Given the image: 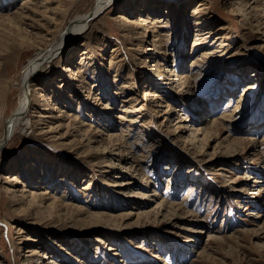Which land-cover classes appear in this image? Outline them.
I'll list each match as a JSON object with an SVG mask.
<instances>
[{
    "label": "rangeland",
    "instance_id": "obj_1",
    "mask_svg": "<svg viewBox=\"0 0 264 264\" xmlns=\"http://www.w3.org/2000/svg\"><path fill=\"white\" fill-rule=\"evenodd\" d=\"M23 1L0 0V132L21 96L23 68L44 53L38 41L42 27H50L40 17L36 22L41 28L23 23L14 13ZM97 1L53 0L51 6L60 5L57 18L66 20L53 44ZM262 3L116 0L79 37L50 49L31 78L38 90L0 145V264H264ZM155 7V12L161 10L156 16L171 24L160 28L163 23H155L161 35L171 37L165 59V48L155 56L163 66L185 72L190 91L182 86L178 90L174 76H151L155 59L149 51H137L141 40L130 41V32L118 19L127 14L137 20L141 9ZM195 8H203L198 14L203 26L195 24ZM219 27L224 28L220 33ZM208 29L218 36L207 37L198 51L192 50L197 31L204 37ZM223 38L227 41L221 45ZM147 39L150 43L144 45L150 47L152 36ZM99 42L104 45V68L116 54L128 65L122 67L120 81L130 71L139 77L135 96L144 109L129 115L136 117L133 124L116 118L127 93L118 89L120 82L112 83V69L111 90L121 93L111 99L94 98L97 88L88 94L90 83L80 87L71 79L70 101H57L66 113L51 111L42 100L63 78L65 67L76 66L81 50ZM113 46L118 50L112 53ZM204 51L221 57L205 58ZM226 58L233 63L224 68ZM82 69L90 82L91 70L85 63ZM144 89L161 99L142 100ZM235 104L238 109L227 116ZM41 112L47 117L39 118ZM51 124L56 130H49ZM69 125L94 137L88 142L73 130L62 137ZM194 131L198 133L191 139ZM105 146H110L115 166L104 162L110 154L103 157L96 151ZM34 169L45 172L38 174L39 182L29 177ZM12 177L20 183L8 182ZM45 190L56 200L53 207H48V198L40 206L27 205L28 191ZM32 248L35 254L30 255L27 249Z\"/></svg>",
    "mask_w": 264,
    "mask_h": 264
},
{
    "label": "bare ground",
    "instance_id": "obj_2",
    "mask_svg": "<svg viewBox=\"0 0 264 264\" xmlns=\"http://www.w3.org/2000/svg\"><path fill=\"white\" fill-rule=\"evenodd\" d=\"M53 0H24L21 3V6L19 7L18 11H15L14 13H17L18 18L21 19L23 21V23H25L28 27H33V28H41L42 24H38L37 20L39 19L38 17H40L41 19H46V21H48V23L50 22V27H42V30L44 31V33L39 37V43L41 48H44V53L41 55V57L39 59H37L34 62H31L29 64H27L22 72H21V96L19 97L15 109L14 111L11 113V115L7 118L6 124L4 126V128L1 130L0 132V145L3 144V142L6 141V139L8 138V136L12 133L13 128L20 116V114L24 111V109L29 105L30 103V99L32 98V94H34L37 90L38 87L36 86H32L31 84V78L32 75L34 74V71L37 69V67L39 66V63H41L44 59L48 58V52L50 51V49H59V47L61 46V44L64 43H70L71 40L76 39L77 37L80 36V34L84 32V29L86 26L89 25V23L95 19L96 17H98L101 13H104V11L111 7L114 2L116 0H98L97 3L95 4V6L93 7L92 11L89 14H86L78 19L73 20L71 23H69V25L67 26V28L64 30V32L61 34V39L60 42L58 44H53L54 40L56 39V37L58 36L60 30L63 28L66 20L63 18V16H61V18H57V13H59L58 9L60 8L59 3L55 6H51V2ZM74 1V0H72ZM260 1V0H258ZM263 3L262 5H264V0H262ZM257 2V1H256ZM139 3V2H137ZM127 9L131 10L133 9V5L131 3H127ZM202 5V4H200ZM155 9L158 10L159 8H150L149 12H147V10L141 9L137 20H133V18H131L129 15L127 14H119L118 15V19L119 21L123 24L124 27H127L128 32H130V34L128 35V39L131 40H135V39H140L141 41V45L140 48L137 50L139 52H148L151 54L150 57L153 58V60L155 59L152 67H150V74H152L151 76L153 77H164V78H171V76L175 78V80L177 81V83L179 84V88L178 90H182V87H185L186 90H191V81L188 79V75L185 74V72L181 71L180 73H177L176 70H172L171 68L169 69V66H163L162 63L159 62V59H157V56H155L156 53L159 52V50L164 49V54L162 56H164L165 59V50L166 47L168 46L169 40H171L169 37V34H167V32H164L163 35H161V32L159 31V29L157 30L155 27V23H159L163 25H160L158 27H171V24L169 22L168 18H163L162 16H156L157 13L161 12V10H159L158 12H155ZM127 10V11H128ZM199 12H203V8H195L192 13H195L194 16H196L195 18V24H197L196 26H199L200 24H202L201 26H203V21L200 18V16L198 15ZM156 13V14H154ZM154 14V15H153ZM55 15V16H54ZM166 15V14H165ZM153 16V17H151ZM26 20H30V22ZM37 21V22H36ZM47 23V22H46ZM44 24V23H43ZM151 24V25H149ZM46 25V24H44ZM52 25V26H51ZM141 28L142 27V31L139 33L137 31V28ZM25 29V28H24ZM172 30V28H170ZM224 29L222 27H219V33L220 31ZM124 30V29H123ZM212 29H208V32H206L207 36L203 37V34L200 33L201 30H198L200 32L197 31V33L195 34V38L193 41V49L192 50H197L200 49V45H202L203 43L206 42L207 37H216L218 36L217 33L212 32ZM30 31V30H29ZM168 31V30H167ZM217 31V30H216ZM212 33V34H210ZM213 34L215 36H213ZM38 35V34H37ZM136 35H140V36H136ZM150 36H152L151 44L150 47L145 46L144 43L146 41L149 42V38ZM202 37V38H201ZM213 39V38H212ZM220 37H217V40H219ZM168 40V41H167ZM222 43L221 45H224L225 43L223 41H227V39L223 38L220 40ZM166 42V43H165ZM72 43V42H71ZM147 43V42H146ZM117 47L113 46L111 52H115L117 51ZM58 51V50H57ZM80 51V50H79ZM136 51V52H137ZM196 51V52H197ZM53 52V51H52ZM103 52H104V45L102 42H99L96 44V46H94L93 48H84L81 50L80 54H78V61L76 63V66L73 65L72 67L70 66H66L65 67V71L62 74L63 78L59 81H57L54 84V88H52V90H50V92L48 91L47 93H45L42 97V100L44 102V104L50 105V110L51 111H61L62 113H66L65 110H62L61 107H59V105L57 104V101H59V98H63L64 97L68 98V101H70L69 99H71L69 96L70 92L73 91V87H72V83H71V79H75L78 81V85H80V87H84L83 84L85 85V83H90V90L88 92V94H93L92 93V89L97 88L96 90H98L97 95L94 96V98L97 99H101L103 97H105V95H108L111 98L115 97L114 95H118L119 93L122 92V95L124 92L127 93V95L122 98L123 101V105L120 111H122L121 113H118L116 118L120 119V120H129L132 124L133 122L136 121V117L132 116V118H128L130 117L129 115L133 112H139L140 110H143V104H141L140 102H137L139 100V98H137L135 96V92H136V85L137 82L139 80V77L137 76L136 78L131 76L132 72H129V75H127L124 81H120V79H124L121 77L122 74V67H124L123 62H121L122 59H118V55L114 54V56H111L110 59L108 60V64H106L105 68V62H103V60H101V57L103 56ZM51 53V52H50ZM203 53V52H202ZM205 53V51H204ZM205 58H219L221 57V55H214L215 57L211 56L210 52H206L205 54ZM210 56V57H209ZM233 59L232 58H226L224 61H222L223 63V67H227L230 63L232 62ZM86 64L88 66V69L91 70L92 72V77L90 78L91 81L87 82V77L84 76L85 73V69L83 70V64ZM167 63V61H166ZM128 67V65H126ZM74 67V69H73ZM82 69V71H81ZM105 71H104V70ZM111 70V72H114V77L112 80V83L120 84V87H118V89H122V91H113L111 90V81L108 79V70ZM169 69V70H167ZM129 70V68H128ZM131 70V69H130ZM131 73V74H130ZM147 75V76H146ZM144 74L143 78L150 76L149 74ZM145 76V77H144ZM121 77V78H120ZM152 77V78H153ZM186 77V78H185ZM60 79V78H59ZM138 79V80H137ZM150 79V78H149ZM145 84H148V80L146 79ZM113 86V85H112ZM75 90V89H74ZM52 93V94H51ZM245 92H243L244 94ZM65 94L67 96H65ZM98 94L102 95V96H98ZM56 95V97H55ZM121 96V94H120ZM108 97V98H109ZM117 97V96H116ZM150 98L149 100H155V99H161L159 96L155 95V93H152L150 90H146L144 89V95H143V99L145 100L146 98ZM58 98V99H57ZM79 99V98H78ZM78 103V102H77ZM145 104V103H144ZM229 105V103H228ZM104 108H108L107 107V103L103 104ZM240 108V107H239ZM238 109L237 104H235L234 108L232 109V111L230 113L227 114V116H231V114L236 111ZM194 111L197 113L199 112V110H197V108L194 109ZM87 114V113H86ZM61 115V113H60ZM73 114H71L70 112L67 113V116H71ZM39 118H44L47 117V115L42 114V112L38 115ZM222 118H226L225 116H221ZM78 116L75 115L73 118V121L77 120ZM131 123H129L127 126L128 128L130 127V125H132ZM75 124V123H73ZM86 125V124H85ZM70 127L66 126L65 131L63 133H61L60 135L63 137L67 136V135H71V130L73 131H77V133H79V129H77L76 127H73V125H69ZM58 126H54V125H49L48 128L49 130H56ZM59 132V131H58ZM94 132V131H93ZM195 133H198V131H194L191 133V139L196 138ZM87 134V133H86ZM96 134V133H95ZM203 134V132H202ZM80 138L82 139V137H85L84 139L87 140L88 142L91 141V139L94 137L92 136H85V130L84 132L79 133ZM204 136V135H203ZM111 138V137H110ZM80 139V140H81ZM95 141V140H94ZM110 146H105L102 149H96V151L103 155V157H107L108 154H110L111 157H108L104 160V162L106 161L107 166H115L114 165V161L112 158V151H110L111 149L109 148ZM110 149V150H109ZM107 155V156H106ZM120 160L123 158L122 154H118L117 155ZM29 160V158L27 159ZM140 166V165H139ZM140 169V168H139ZM34 171L36 172L35 174L29 176L30 178L33 177L34 180H36V182H39V178H38V174H40L42 176L43 173L45 172H40L37 173V170L34 169ZM45 175V174H44ZM35 176V177H34ZM43 177H40V179H42ZM46 180V179H44ZM8 182H13V184L15 185V183H20V181H17V179L15 177L10 178V180H8ZM41 183V182H40ZM129 183V182H126ZM23 191H26L25 189H23ZM29 194V200H28V206L29 207H36V206H40L42 205V203L44 202V200L46 198L51 199V201L48 203V207H53L54 206V202L56 201L54 199V197H47L49 195V192L47 190L40 192V193H35L34 191H28ZM27 201V200H26ZM62 205L64 206L65 204L62 203ZM161 202L157 203V207H161ZM159 210V209H158ZM97 217L101 218V214H96ZM19 233H22L23 230H20V228L18 229ZM25 239H31L29 237H25ZM32 241H36L35 239H33ZM35 248L32 249H27V251H31L30 255L35 254ZM43 258H46V255H42ZM42 256H40L42 258ZM25 261H31L29 259V257L27 258V260L25 259ZM50 263L53 264H58L56 263V261H52Z\"/></svg>",
    "mask_w": 264,
    "mask_h": 264
}]
</instances>
